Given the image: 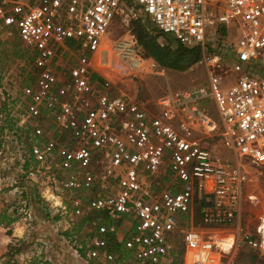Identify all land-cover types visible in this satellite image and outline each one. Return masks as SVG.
Masks as SVG:
<instances>
[{"label": "built area", "instance_id": "obj_1", "mask_svg": "<svg viewBox=\"0 0 264 264\" xmlns=\"http://www.w3.org/2000/svg\"><path fill=\"white\" fill-rule=\"evenodd\" d=\"M129 7L199 48L206 80L167 86L148 105L113 92L91 65ZM9 31L36 69L22 88L0 80V189L18 196L36 187L62 213L68 192L92 191L84 204L71 200L70 217L85 207L132 222L125 262L106 238H90V254L105 264L167 261L175 237L187 264H222L238 243L264 255V215L254 232L238 224L250 168L264 167V0H0V40ZM114 48L127 69L147 61L163 70L126 42Z\"/></svg>", "mask_w": 264, "mask_h": 264}, {"label": "rangeland", "instance_id": "obj_2", "mask_svg": "<svg viewBox=\"0 0 264 264\" xmlns=\"http://www.w3.org/2000/svg\"><path fill=\"white\" fill-rule=\"evenodd\" d=\"M140 35H155L160 45L175 46L178 43L171 35L157 30L139 8L129 7L121 11L112 22L106 44L96 53L91 65L96 73L109 82L113 92L134 94L148 105L163 94L167 86L184 88L206 80L202 54L184 71L167 68L151 71L146 68L147 63L139 70L127 69L119 58L120 50H116L114 45L126 42L135 47L138 56L145 58L139 42ZM35 69L31 51L15 33H4L0 40V80L8 82L11 87L22 88L28 86ZM13 107L15 104L11 103L9 108ZM211 111L214 112V109L211 108ZM214 116L217 118V115ZM54 130L52 125L45 134L52 136ZM24 141L29 145L27 138ZM58 172L62 177L64 171ZM66 172H70V169ZM171 174L167 170L164 178H169ZM91 192L85 189L68 192L62 201L67 208L66 213H62L51 202H44L36 187H27L18 196L13 190L0 189V264H91V260L95 264H105L101 255L90 254L89 240L95 237L106 238L107 248L125 262L128 253L122 245V239L132 231V222L128 217L116 218L85 207L84 213L76 217L69 216L71 200L76 198L84 204ZM245 195L238 224L242 230L254 232L256 224L264 215V167L250 168ZM248 196L255 198L249 200ZM28 197V202L22 200ZM187 224L196 229L201 227L196 218H191ZM109 227H113L114 231H109ZM258 238L264 247V234ZM173 246L172 258L158 264H187L188 253L179 237H175ZM222 264H264V255L260 250L254 251L238 243L224 254Z\"/></svg>", "mask_w": 264, "mask_h": 264}, {"label": "trees", "instance_id": "obj_3", "mask_svg": "<svg viewBox=\"0 0 264 264\" xmlns=\"http://www.w3.org/2000/svg\"><path fill=\"white\" fill-rule=\"evenodd\" d=\"M139 42L144 55L153 58L159 66L171 70H186L199 59L200 55L197 47L187 48L180 43H175V46L160 45L155 35H140ZM90 263L95 264L93 260Z\"/></svg>", "mask_w": 264, "mask_h": 264}, {"label": "crops", "instance_id": "obj_4", "mask_svg": "<svg viewBox=\"0 0 264 264\" xmlns=\"http://www.w3.org/2000/svg\"><path fill=\"white\" fill-rule=\"evenodd\" d=\"M229 35H234L232 32H229ZM200 50V49H199ZM200 54H201V52H200ZM145 58H147L148 59V61L149 60H154L153 58H151V57H149V56H145ZM155 61V60H154ZM156 62V61H155ZM145 63H147V61L145 62ZM157 63V62H156ZM148 64V63H147ZM147 64H146V68H147ZM158 65V64H157ZM159 66V65H158ZM159 67H161V66H159ZM205 67V66H204ZM161 68H163V67H161ZM205 71H206V69H205ZM203 82V80L201 81V82H199V84L200 83H202ZM193 86V85H192ZM164 179H166V178H164ZM168 180H170L169 178H167ZM169 183V182H168ZM166 187V186H165Z\"/></svg>", "mask_w": 264, "mask_h": 264}, {"label": "bare ground", "instance_id": "obj_5", "mask_svg": "<svg viewBox=\"0 0 264 264\" xmlns=\"http://www.w3.org/2000/svg\"><path fill=\"white\" fill-rule=\"evenodd\" d=\"M217 257H218V255L216 256V261H215V263L217 262Z\"/></svg>", "mask_w": 264, "mask_h": 264}]
</instances>
